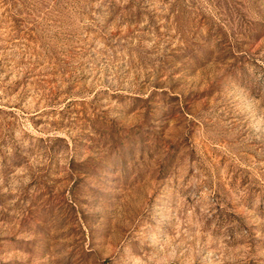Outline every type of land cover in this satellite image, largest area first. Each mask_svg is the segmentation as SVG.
I'll list each match as a JSON object with an SVG mask.
<instances>
[{
	"label": "rangeland",
	"instance_id": "obj_1",
	"mask_svg": "<svg viewBox=\"0 0 264 264\" xmlns=\"http://www.w3.org/2000/svg\"><path fill=\"white\" fill-rule=\"evenodd\" d=\"M0 264H264V0H0Z\"/></svg>",
	"mask_w": 264,
	"mask_h": 264
}]
</instances>
